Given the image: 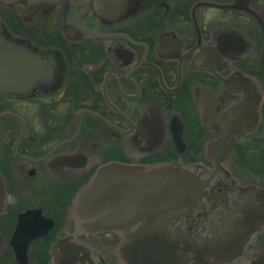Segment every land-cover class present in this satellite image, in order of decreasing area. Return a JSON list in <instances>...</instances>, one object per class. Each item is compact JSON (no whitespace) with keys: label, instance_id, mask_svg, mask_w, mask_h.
<instances>
[{"label":"flooded vegetation","instance_id":"obj_1","mask_svg":"<svg viewBox=\"0 0 264 264\" xmlns=\"http://www.w3.org/2000/svg\"><path fill=\"white\" fill-rule=\"evenodd\" d=\"M0 17L10 35L55 60L50 81L25 96L0 97V114H17L25 126L18 141L21 123L0 117V264H124L123 232H85L75 211L78 192L97 170L113 161L197 165L192 174L208 178L209 145L239 99L225 93L222 78H255L263 114L264 0L0 1ZM254 132L230 145L202 214L183 220H197L194 234L206 233L217 208L239 209L232 199L238 184L255 183L234 168L239 140ZM27 210L35 212L17 232L31 237L20 259L9 241ZM261 251L264 231L245 258Z\"/></svg>","mask_w":264,"mask_h":264},{"label":"water","instance_id":"obj_2","mask_svg":"<svg viewBox=\"0 0 264 264\" xmlns=\"http://www.w3.org/2000/svg\"><path fill=\"white\" fill-rule=\"evenodd\" d=\"M0 1L11 4L16 0ZM226 36L224 33L223 37ZM54 62L50 51H40L23 38L11 36L0 17V97L8 93L25 95L36 83L44 85L42 82L53 78ZM222 82L225 93H237L239 99L222 114L220 132L209 145L214 169L208 178L192 174L197 165L191 169L113 161L101 166L78 192L75 211L80 227L89 233L123 232L120 256L124 264H264V251L245 258L256 235L264 231L262 187L238 184V191L232 196L239 206L236 212L217 208L213 203L211 208L217 210L204 234H194L197 220L183 221L194 216L196 210V218L202 214L200 209L212 200L210 196L205 199L208 183L221 169L230 145L239 135L255 128L261 119L263 93L255 78L239 74L222 78ZM2 116H12L21 123L19 141L25 132L24 121L9 112ZM226 174L229 176L230 172ZM3 199L0 177V211ZM33 212L27 210L19 215L17 230L9 241L20 259L26 257L31 237L24 239L17 232Z\"/></svg>","mask_w":264,"mask_h":264},{"label":"rangeland","instance_id":"obj_3","mask_svg":"<svg viewBox=\"0 0 264 264\" xmlns=\"http://www.w3.org/2000/svg\"><path fill=\"white\" fill-rule=\"evenodd\" d=\"M17 108L19 111H21L25 114L24 111L26 110V107H25L24 103L18 102ZM256 133H257V131L254 133V136H256ZM246 141L247 140H241L239 142V146L241 145L243 147H246L247 146ZM235 152H237V150H235ZM235 162L236 163H235L234 168H235L237 174L241 175L244 178V180L250 181V182H255L258 185H261V184L264 185V171L260 170L256 164H254L255 166L251 165V162L249 161V157L247 155H244L243 157L242 156L241 157L236 156ZM19 182L22 183L21 180ZM10 186L11 185H9V189H10ZM5 198H6V196H4V199ZM7 201L8 202L11 201L10 196L7 197ZM23 201H24V199H21L20 204H22ZM11 216H12V213H11Z\"/></svg>","mask_w":264,"mask_h":264},{"label":"trees","instance_id":"obj_4","mask_svg":"<svg viewBox=\"0 0 264 264\" xmlns=\"http://www.w3.org/2000/svg\"><path fill=\"white\" fill-rule=\"evenodd\" d=\"M256 136L254 134L244 138L243 140H247V146H238L236 148L237 153H239L238 157H243L247 155L249 157V161L251 165L256 164L260 170L264 171V110H263V120L256 130ZM255 166V165H254ZM257 168V167H256Z\"/></svg>","mask_w":264,"mask_h":264},{"label":"bare ground","instance_id":"obj_5","mask_svg":"<svg viewBox=\"0 0 264 264\" xmlns=\"http://www.w3.org/2000/svg\"><path fill=\"white\" fill-rule=\"evenodd\" d=\"M238 176H240L241 178H243L241 175H238ZM244 179V178H243ZM255 184V183H254ZM256 185H258V184H256ZM261 187H262V189H264V185L263 184H261L260 185Z\"/></svg>","mask_w":264,"mask_h":264}]
</instances>
